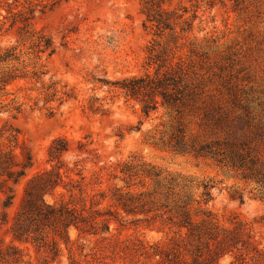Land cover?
<instances>
[{
	"label": "rangeland",
	"instance_id": "rangeland-1",
	"mask_svg": "<svg viewBox=\"0 0 264 264\" xmlns=\"http://www.w3.org/2000/svg\"><path fill=\"white\" fill-rule=\"evenodd\" d=\"M0 1V48H16L19 60L11 65L28 72L0 92V132L18 128V145L9 148L20 162L27 152L33 160L15 186L11 207L4 209L0 193V238L5 246L23 249L21 264H152L143 257L139 261L133 248H126L127 242L132 247L131 243L139 241L146 245L188 241L186 229L179 231L162 220L128 215L111 199L113 188L124 186L122 166L140 161L188 179L196 200L209 184L211 199L195 202L194 219L201 221L202 213L209 212L222 236L227 229L243 225L254 244L264 250V198L257 185L212 160L172 152L161 139L167 140L178 123L176 112L159 103L145 116L142 104L126 98L113 84L153 73L148 64L150 45L153 40L171 43L177 46V58L187 64L195 62L210 93H222L225 103L237 93L240 104L264 120V0H166L165 8L183 18L174 31L167 30L161 38L147 21L141 0L34 1L33 28L51 38L55 51L50 56L31 50V40L22 41L18 25L11 26L8 5L16 8L13 12L27 10L26 1ZM188 24L192 29L182 34ZM173 35L179 37L176 43ZM189 130L193 137L203 138L195 125ZM3 136L7 144V133ZM59 138L70 143L60 169L64 183L47 201L63 200L88 209L94 202L93 208L115 211L118 220H112L110 232L103 235H85L72 228V242H60L59 254L53 257L45 248L15 241L10 228L27 182L59 166L49 155ZM100 192L106 198L95 197ZM5 211L7 222L2 220ZM240 252L235 249L219 263L241 264ZM246 261L244 264H255L250 257Z\"/></svg>",
	"mask_w": 264,
	"mask_h": 264
},
{
	"label": "trees",
	"instance_id": "trees-1",
	"mask_svg": "<svg viewBox=\"0 0 264 264\" xmlns=\"http://www.w3.org/2000/svg\"><path fill=\"white\" fill-rule=\"evenodd\" d=\"M25 1L27 10L13 12L16 8L8 5L11 26L18 25L22 41L31 40V50L38 55L48 53L50 56L55 51L51 38L33 28L32 8L35 7L34 1L38 0ZM53 1L56 4L63 0ZM141 2L147 21L159 38L167 30L174 31V25L183 18V15L165 8L166 0ZM1 17L0 11V22ZM191 29L192 24H188V28H182L181 32L187 33ZM173 38L176 43L179 37L173 35ZM175 48L177 46L171 43L153 40L148 64L154 68V72L125 78L113 84L122 89L126 98L139 101L145 116L156 110L159 103L176 112L178 123L167 140L161 139L162 144L172 152L212 160L245 181L255 183L256 190L264 198V120L258 119L247 106L241 105L237 93H233L226 103L222 100V93H210L208 81L198 72L195 62L187 64L182 58H177ZM16 50L3 51L0 48V92H5L8 85L28 74L11 65L19 60ZM191 52L196 54L194 50ZM190 125H195L203 133L202 139L190 134ZM4 131L0 132V193L4 195L3 206L7 209L14 203L15 186L33 165V160L31 153L27 152L25 160L20 162L13 149L9 148L18 145V128L10 127ZM5 133L7 144L3 141ZM69 150L70 143L64 138L53 143L49 155L59 166L36 174L27 182L10 228L15 241L45 248L53 257L59 254L60 242L66 245L72 242V228L85 235H103L110 232L112 220H118V214L110 208H93L94 202L88 209L85 205L79 207L63 200L54 203L47 201L46 197L64 183L60 169L62 157ZM120 175L124 186L116 185L111 199L126 214L140 215L144 220H162L179 231L187 230L185 239L188 241L172 239L168 245H146L137 240L139 243H131L132 247L127 242L126 248H133L131 251L139 261L143 257L152 264H220L223 256L239 249L241 264L246 263L248 257L255 264H264V250L254 244L248 228L239 224L234 229H227L222 236L209 212L202 213L204 217L201 221L194 219L192 208L195 202L207 203L211 199L209 184L203 186L200 200H196L189 190L188 179L167 173L145 161L125 163ZM96 196L102 199L107 195L100 192ZM2 220L8 221L6 211ZM23 260L22 248L17 245L5 246L0 238V264H21Z\"/></svg>",
	"mask_w": 264,
	"mask_h": 264
}]
</instances>
